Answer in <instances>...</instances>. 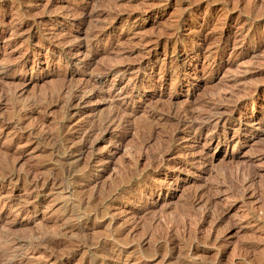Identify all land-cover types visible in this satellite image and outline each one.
Segmentation results:
<instances>
[{
	"label": "rangeland",
	"instance_id": "rangeland-1",
	"mask_svg": "<svg viewBox=\"0 0 264 264\" xmlns=\"http://www.w3.org/2000/svg\"><path fill=\"white\" fill-rule=\"evenodd\" d=\"M3 263L264 264V0H0Z\"/></svg>",
	"mask_w": 264,
	"mask_h": 264
},
{
	"label": "bare ground",
	"instance_id": "bare-ground-1",
	"mask_svg": "<svg viewBox=\"0 0 264 264\" xmlns=\"http://www.w3.org/2000/svg\"><path fill=\"white\" fill-rule=\"evenodd\" d=\"M110 119V118H109ZM8 263H10V262H8ZM4 264V263H3Z\"/></svg>",
	"mask_w": 264,
	"mask_h": 264
}]
</instances>
